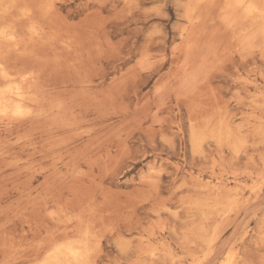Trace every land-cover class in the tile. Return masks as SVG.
Listing matches in <instances>:
<instances>
[{"label":"rangeland","instance_id":"rangeland-1","mask_svg":"<svg viewBox=\"0 0 264 264\" xmlns=\"http://www.w3.org/2000/svg\"><path fill=\"white\" fill-rule=\"evenodd\" d=\"M13 85L0 264H264V0H0Z\"/></svg>","mask_w":264,"mask_h":264},{"label":"bare ground","instance_id":"bare-ground-1","mask_svg":"<svg viewBox=\"0 0 264 264\" xmlns=\"http://www.w3.org/2000/svg\"><path fill=\"white\" fill-rule=\"evenodd\" d=\"M242 2V1H241ZM244 2V1H243ZM248 3V2H247ZM246 3V4H247ZM240 4V2H239ZM244 4V3H242ZM249 4L251 5H254L252 4V2ZM241 5V4H240ZM247 6V5H245ZM250 6V5H249ZM248 7V6H247ZM251 7V6H250ZM253 7V6H252ZM251 10H253V8H249ZM247 8V10H249ZM191 18V17H190ZM2 34V33H1ZM16 35V34H15ZM6 38V37H5ZM190 48V47H189ZM189 52V51H188ZM16 80V79H15ZM25 80V79H24ZM26 82V81H25ZM27 83V82H26ZM18 84V83H17ZM16 84V86H17ZM15 85H13L12 87L9 86V88H13ZM15 86V87H16ZM20 86V85H19ZM27 87V86H26ZM25 89H23L22 86L20 87H16L14 89H7V90H0V115H20V114H24V113H27V111L30 110V107H29V110L27 109L28 106H26V109L25 107L22 105L23 101H27L26 97L28 96L27 94H25ZM27 95V96H26ZM16 97L15 98H12L14 99L16 102L15 104L13 105H10L11 103L7 104L8 102H6L8 99L7 97ZM29 97V96H28ZM10 99V98H9ZM8 99V100H9ZM14 102V101H12ZM29 113V112H28ZM33 115V114H32ZM84 244V243H83ZM81 246V245H79ZM86 246V245H85ZM62 247V246H61ZM82 247V246H81ZM81 247H78V246H73V245H68V246H64V248H62L60 251L57 252V254H55V256L52 257L51 259V263L52 264H60L65 261H67L66 263L70 262V263H76V264H85L84 263V260H85V253L87 252L86 248L85 249V252L81 249ZM60 248V247H59ZM85 248V247H84ZM89 252V251H88ZM87 252V253H88ZM86 253V254H87ZM61 256H64V259L61 258ZM72 263V264H73Z\"/></svg>","mask_w":264,"mask_h":264}]
</instances>
